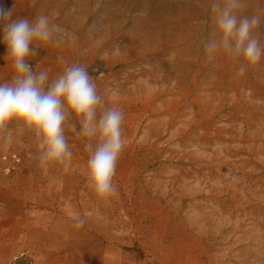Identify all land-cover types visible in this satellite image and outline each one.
<instances>
[{"label":"rangeland","instance_id":"374dc122","mask_svg":"<svg viewBox=\"0 0 264 264\" xmlns=\"http://www.w3.org/2000/svg\"><path fill=\"white\" fill-rule=\"evenodd\" d=\"M211 2L0 0L66 30L64 46L29 62L51 75L57 56L87 64L123 110L126 139L118 193L104 202L86 186L74 116L67 167L42 165L34 134L10 124L13 138L0 136V264H264V58L239 76L223 51L204 53ZM244 4L250 15L264 0ZM5 51L0 42V82L12 74ZM74 215L86 223L75 227Z\"/></svg>","mask_w":264,"mask_h":264},{"label":"clouds","instance_id":"9594fccd","mask_svg":"<svg viewBox=\"0 0 264 264\" xmlns=\"http://www.w3.org/2000/svg\"><path fill=\"white\" fill-rule=\"evenodd\" d=\"M244 6V0H212L213 35L202 43L205 54L223 51L236 62L239 76L264 58V39L259 32L264 5L256 6L250 15L242 12ZM0 28V42L6 46L3 59L12 69L10 79L0 82V136L11 140L9 125L15 124L19 134H34L42 165L67 167L73 152L66 127L69 116H74L89 153L86 186L98 200L107 202L118 193L114 177L126 147L123 110L106 103L87 64L57 56L61 68L51 75L49 69L36 70L29 62L42 47L66 44V30L49 14L17 16L12 7L0 5ZM72 219L77 228L86 223L80 215Z\"/></svg>","mask_w":264,"mask_h":264},{"label":"built area","instance_id":"2783aa9c","mask_svg":"<svg viewBox=\"0 0 264 264\" xmlns=\"http://www.w3.org/2000/svg\"><path fill=\"white\" fill-rule=\"evenodd\" d=\"M13 159L18 161L19 160V157L17 156V154H13Z\"/></svg>","mask_w":264,"mask_h":264},{"label":"crops","instance_id":"0c3cea01","mask_svg":"<svg viewBox=\"0 0 264 264\" xmlns=\"http://www.w3.org/2000/svg\"><path fill=\"white\" fill-rule=\"evenodd\" d=\"M30 220H32L31 218H29ZM33 220H34V218H33ZM35 220H36V218H35ZM39 227H41V226H39ZM38 228V227H37Z\"/></svg>","mask_w":264,"mask_h":264}]
</instances>
